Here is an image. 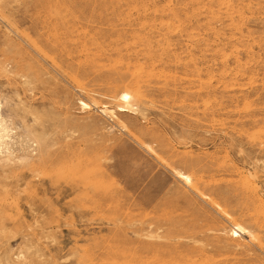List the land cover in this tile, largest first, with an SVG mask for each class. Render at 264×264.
Listing matches in <instances>:
<instances>
[{"label": "rangeland", "instance_id": "374dc122", "mask_svg": "<svg viewBox=\"0 0 264 264\" xmlns=\"http://www.w3.org/2000/svg\"><path fill=\"white\" fill-rule=\"evenodd\" d=\"M0 114V264H264V0H0Z\"/></svg>", "mask_w": 264, "mask_h": 264}, {"label": "bare ground", "instance_id": "6f19581e", "mask_svg": "<svg viewBox=\"0 0 264 264\" xmlns=\"http://www.w3.org/2000/svg\"><path fill=\"white\" fill-rule=\"evenodd\" d=\"M126 81V80H124ZM125 83V82H124ZM118 85V84H117ZM129 85V84H128ZM123 86V85H122ZM117 87V86H116ZM120 88V85L118 87V91L116 92V95H115V99L120 101L119 104H117V109L118 111L120 112H128V113H132V114H136L137 113V108L135 107L136 106V92H131V91H128L126 90L125 88ZM115 89V88H114ZM117 89V88H116ZM134 91V90H133ZM139 96V95H138ZM137 96V97H138ZM139 100V99H138ZM82 105L85 107V108H90V105L84 101H81ZM113 110V109H112ZM105 111V110H104ZM103 111V112H104ZM112 112V111H110ZM0 119H1V114H0ZM1 153V152H0ZM1 155V154H0ZM180 177L182 179H185L187 180L188 182H191V176L188 175V174H185V173H180ZM160 227V226H159ZM231 232V235H234V236H239V235H244L246 233H250V231L244 227L243 225L241 224H235L233 225L232 229L230 230ZM174 236V235H173ZM163 237V236H162ZM251 238H255V235H251ZM251 243H253L252 240H250ZM144 244V243H143ZM171 244V243H170ZM183 244V243H182ZM165 245V244H164ZM168 245V244H167ZM163 246L164 248H161L162 246H159L158 247V244L156 245L155 249H153V254H157L158 252L162 253V252H166L170 255L171 257V260H172V263H169V264H180V262H182L183 258H185L187 255H189L190 253L193 252L192 249H189L188 246H186L188 249L187 250H184V251H179L177 250L175 247H172V246ZM241 245V244H239ZM239 245L237 247H239ZM174 246V245H173ZM241 247V246H240ZM243 247V245H242ZM250 247H251V244H250ZM159 248H161L162 250H160ZM247 247L245 246V249ZM249 249V248H248ZM187 259V258H186ZM204 261V260H203Z\"/></svg>", "mask_w": 264, "mask_h": 264}]
</instances>
